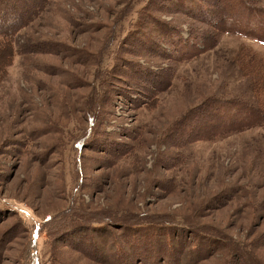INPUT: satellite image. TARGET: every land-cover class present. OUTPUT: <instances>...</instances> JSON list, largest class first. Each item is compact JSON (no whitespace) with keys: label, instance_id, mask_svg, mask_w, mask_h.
I'll return each mask as SVG.
<instances>
[{"label":"rangeland","instance_id":"obj_1","mask_svg":"<svg viewBox=\"0 0 264 264\" xmlns=\"http://www.w3.org/2000/svg\"><path fill=\"white\" fill-rule=\"evenodd\" d=\"M34 1L0 0V15ZM136 1L46 0L14 38L0 73V264H120L125 252L131 264H264V36L242 28L260 30L264 12L216 37L188 14L264 0ZM112 219L153 228L127 239ZM169 245L182 249L165 263Z\"/></svg>","mask_w":264,"mask_h":264},{"label":"trees","instance_id":"obj_2","mask_svg":"<svg viewBox=\"0 0 264 264\" xmlns=\"http://www.w3.org/2000/svg\"><path fill=\"white\" fill-rule=\"evenodd\" d=\"M32 1H34V0H32ZM138 1L139 0H137L136 2H138ZM239 1H241V0H239ZM45 3H46V0H35L34 3H32V7L24 9V13H22V15H20V16H18V14H13L9 18L6 19L5 17H2L4 15H0V39H1L0 40V53L5 51V49L9 50L8 55L6 57V60L3 62V60L0 59V73H3V74L5 73L4 67L6 65H9L11 56H13L15 54V51L17 50V47L14 44V38H16V36L19 33H21V31H25L31 25V22H33L35 19H38L41 17V14L43 13L44 8H45ZM151 3H152V1L151 2L149 1V4L144 7L145 12L141 11V13H145V14L148 13L151 9L150 8ZM242 4L245 5V8L242 6ZM131 7H132V5L128 3V6L120 11V14L117 18L118 24L128 15V13L131 10ZM239 7L240 8H237L236 10L230 11L228 13L222 9L215 10L211 6L208 8L206 7L207 11L211 14L210 17H207L208 12L206 11V9L199 12V13H196V14L191 13V12H189L188 14L190 16H194V17L202 20L207 26L214 28V37H216L217 30H220V31L228 30V31H230V30L236 29L237 26L232 25L234 21L238 22V24H239L244 19L247 20V19L251 18L252 15L250 13H252V12H258V14H263V12H264V8H258V9L252 8L250 5H247L246 2H243V1H241V4L239 5ZM226 11H228V10H226ZM241 11L243 14H240ZM263 16H264V14H263ZM6 17H8V16H6ZM202 18H207V19L205 20ZM259 18L261 19L260 23H262L264 25V17L259 16ZM224 21L226 23L231 24V25L230 26L225 25V27L220 26L221 23H223ZM244 27H246V30H244V32H246V33H249V32L262 33L264 36V26L259 27L260 30H258L257 28H252L248 25H243L242 28L244 29ZM215 29H216V32H215ZM113 40L114 39L112 37H109L108 43H106V45L104 46L105 48L101 51L100 58H99L100 62H103L104 52L108 48L111 47ZM251 109H253V108H251ZM252 111L256 112V109H254ZM88 122L91 126V129H90V127H89V129H90V131H92V128H93L94 123H95L94 117L92 115L89 117ZM90 131L87 132V129H86L85 135L83 134V136H81L80 138H78L74 142L75 150L77 149L78 145L83 146L85 144L84 141H85V138L87 136H90V134H93L92 132L90 133ZM75 160L77 162V168L80 171V166L78 165L79 164V162H78L79 158H75ZM111 221H113L114 222L113 224L117 225L121 231L122 230L123 231H125V230L133 231V233H129V236H125L127 239H128V237L133 238V236H135V234L145 232L146 230H143L142 228L151 229L152 224H153L152 222H149V223L143 222V223L131 224V223H126V222H122L120 220H114V219H112ZM109 225H111V224H109ZM98 226H101V225H99V223L98 224L93 223L92 225H90V227L93 230H96L95 233L97 235L99 234L98 233L99 228L96 229ZM137 227H142V228H137ZM146 232L149 233L148 230ZM130 234H132V235H130ZM179 235L177 234V235H175L176 238L170 239L171 242L170 241L169 242L171 245L174 246V245H176V243L179 244L180 246L183 245L184 238L183 237L178 238ZM155 243H156V241H155ZM171 245L168 246L169 247L168 250H167V248L164 249V255H167V252H169V254H172V255L168 254L167 257L163 256V259H165V263L166 262L171 263L173 260L179 258L178 255H179V252L182 249V247L178 248L179 250L176 252L175 249L173 250V248L170 247ZM120 248H124V247L122 245H119V249ZM98 249H100L101 251L103 249V251H105V250H107V246L105 244L104 248H101L98 244ZM103 251H102L101 255H102V257H105V255H104L105 253ZM120 252H121V249H120ZM242 252H244V251L242 250ZM119 256L121 257V260H122V261H119L120 264H131L130 260L128 258H125V256H127V252H125V254L118 255V258H120ZM151 256L152 255H146L145 257L142 256L139 259V261L142 260L146 264H156L155 262L152 261ZM243 256H245V255H243ZM244 260L246 261V258H244ZM105 261H107V260H105Z\"/></svg>","mask_w":264,"mask_h":264}]
</instances>
